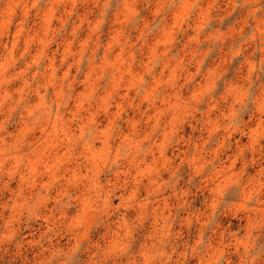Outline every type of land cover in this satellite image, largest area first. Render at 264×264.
Returning <instances> with one entry per match:
<instances>
[{
    "label": "rangeland",
    "instance_id": "obj_1",
    "mask_svg": "<svg viewBox=\"0 0 264 264\" xmlns=\"http://www.w3.org/2000/svg\"><path fill=\"white\" fill-rule=\"evenodd\" d=\"M0 264H264V0H0Z\"/></svg>",
    "mask_w": 264,
    "mask_h": 264
}]
</instances>
